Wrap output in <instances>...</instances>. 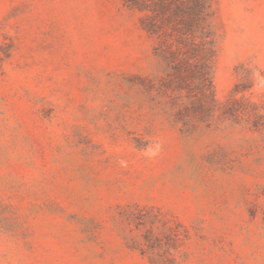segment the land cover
Masks as SVG:
<instances>
[{"label": "rangeland", "instance_id": "374dc122", "mask_svg": "<svg viewBox=\"0 0 264 264\" xmlns=\"http://www.w3.org/2000/svg\"><path fill=\"white\" fill-rule=\"evenodd\" d=\"M208 3L219 106L176 121L146 9L0 0V264H264V0Z\"/></svg>", "mask_w": 264, "mask_h": 264}, {"label": "trees", "instance_id": "16d2710c", "mask_svg": "<svg viewBox=\"0 0 264 264\" xmlns=\"http://www.w3.org/2000/svg\"><path fill=\"white\" fill-rule=\"evenodd\" d=\"M124 2L149 12L142 21L143 26L157 36L156 49L169 66L158 90L168 97L167 103L174 108L176 121L186 117L205 121L214 117L219 104L211 79L210 63L215 53V41L208 0ZM238 110L231 104L220 114L236 116Z\"/></svg>", "mask_w": 264, "mask_h": 264}]
</instances>
